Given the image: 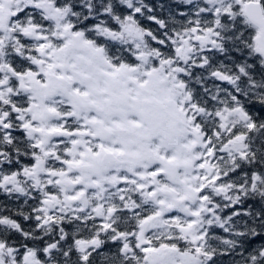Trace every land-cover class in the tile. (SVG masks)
Instances as JSON below:
<instances>
[{"label":"snow or ice","instance_id":"snow-or-ice-1","mask_svg":"<svg viewBox=\"0 0 264 264\" xmlns=\"http://www.w3.org/2000/svg\"><path fill=\"white\" fill-rule=\"evenodd\" d=\"M0 264H264V0H0Z\"/></svg>","mask_w":264,"mask_h":264}]
</instances>
